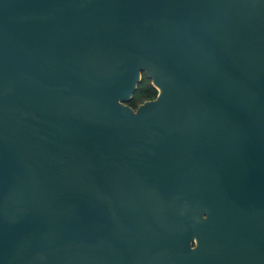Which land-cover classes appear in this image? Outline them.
I'll use <instances>...</instances> for the list:
<instances>
[{
	"label": "water",
	"instance_id": "water-1",
	"mask_svg": "<svg viewBox=\"0 0 264 264\" xmlns=\"http://www.w3.org/2000/svg\"><path fill=\"white\" fill-rule=\"evenodd\" d=\"M0 264H264V0H0Z\"/></svg>",
	"mask_w": 264,
	"mask_h": 264
},
{
	"label": "trees",
	"instance_id": "trees-1",
	"mask_svg": "<svg viewBox=\"0 0 264 264\" xmlns=\"http://www.w3.org/2000/svg\"><path fill=\"white\" fill-rule=\"evenodd\" d=\"M158 91L152 86L151 80L146 75L143 76V81L139 85L134 98L129 104L133 109H137L141 104L152 101L157 98Z\"/></svg>",
	"mask_w": 264,
	"mask_h": 264
}]
</instances>
